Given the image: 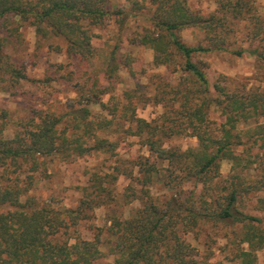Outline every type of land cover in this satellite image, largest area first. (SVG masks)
I'll return each mask as SVG.
<instances>
[{
  "label": "trees",
  "instance_id": "trees-1",
  "mask_svg": "<svg viewBox=\"0 0 264 264\" xmlns=\"http://www.w3.org/2000/svg\"><path fill=\"white\" fill-rule=\"evenodd\" d=\"M130 2L132 10L149 9L151 27L139 42L154 49L153 64L166 67L167 73L153 75L159 82L137 83L117 98L113 94L108 102L100 97L113 92L112 85L101 88L97 79L91 84L93 91L84 95L86 82L72 81L80 97L67 111L36 109L23 129L10 137L6 125L0 124V264L258 262V251L264 248V214H253L247 201L251 193L264 191V89L236 85L226 76L212 83L204 63L195 59L198 54L230 50L226 38L235 22L245 21L247 37L251 30L264 34V17L254 21L249 15L256 0H217L208 13L193 8L189 0ZM109 3L0 0V22L19 19L43 37H59L67 53L84 63L97 55L93 27L112 13ZM127 13L117 11L123 20ZM190 27L202 29L208 42L185 41L181 31ZM6 47L7 37L0 35L2 90L24 79L41 81L29 77ZM231 50L237 56L255 55L264 64V45ZM103 66L111 84L120 67L116 50ZM92 103H99L106 113H95ZM148 103L163 105V121L138 115V107ZM213 108L223 116L222 123L210 116ZM182 133L196 136L197 147L167 145L168 138ZM127 136H139L148 154L135 159L119 156ZM99 153L118 156L121 165L113 173L94 172L78 206L43 203L29 193L41 180L37 175L47 170L48 157L73 161ZM224 159L232 162L226 176L221 172ZM24 171L30 173L21 183ZM121 175L131 182L119 192L114 185ZM157 184L164 189L162 195L152 191ZM134 201L140 205L127 215L124 207ZM259 201L264 204V197ZM100 207L106 208L103 227L94 222ZM209 228L224 232L219 234L233 254L227 262L214 259ZM83 231L92 237L86 238ZM110 256L113 259L105 261Z\"/></svg>",
  "mask_w": 264,
  "mask_h": 264
},
{
  "label": "rangeland",
  "instance_id": "rangeland-1",
  "mask_svg": "<svg viewBox=\"0 0 264 264\" xmlns=\"http://www.w3.org/2000/svg\"><path fill=\"white\" fill-rule=\"evenodd\" d=\"M216 1L189 0L193 8L203 13L214 10L217 6ZM109 2L112 13L106 17L103 24L93 27L95 33L93 43L97 49V55L91 61L84 63H81L79 58L67 53V45L59 37L50 35L43 37L37 34L35 26L19 19L12 18L0 22V35L7 37L6 52L18 65L25 66V72L29 77L41 79V81L21 80L14 86H10L9 91L0 88V124L6 125L5 134L7 136H12L17 129H23V123L35 115L36 109L50 108L58 113L67 111L69 106L80 97L77 88L71 84L72 81L86 82L87 86L82 92L84 95L93 91L90 89L91 84L97 79L103 83L100 85L101 88L112 85L113 92L100 97L104 102H108L113 94L117 98L124 90L135 88L137 83L143 85L151 83L152 80L158 81L160 78L153 76L154 74L164 75L167 73L166 67H156L153 64L154 49L139 42L140 37L151 27L149 9L132 10L130 0H109ZM118 10L128 12L125 14L124 20L121 14H117ZM249 15L254 21L259 16L264 17V0H256ZM244 24L245 21L235 22L234 30L227 35L226 43L230 50L221 49L198 54L195 59L204 63L212 83L219 78L223 80V76H226L232 78L236 85L246 84L248 88L255 87L263 90L264 64L255 55L245 53L243 56H237L231 50L235 47H246L249 44L264 45V34L256 35L251 30V34L247 37ZM250 27L253 28V25ZM181 35L191 45L208 42L205 32L199 27L183 29ZM113 50H116L120 67L110 84L102 68L104 60ZM124 61L130 62V65L127 66ZM71 75L75 76L72 80ZM91 109L95 113H106L99 103H92ZM164 110L165 108L161 104L148 103L139 106L137 112L139 116L148 120L156 118L163 121ZM5 112H7V116L3 115ZM210 116L218 123H222L224 119L220 112L214 108ZM169 117H173L172 113ZM167 145L180 147L183 150L191 147L196 148L198 138L190 133H182L168 138ZM239 150L242 148H238ZM141 153L148 154V150L142 145L140 137L127 136L120 146L119 156L135 159ZM117 157L105 153L88 155L73 161L48 157L45 163L47 170L37 175L41 180L29 193L35 195L43 203L51 202L57 206L76 207L82 198L83 187L88 185L93 173H113L114 168L118 164L121 165L120 161H116ZM231 166V160L221 161L223 176L230 173ZM29 173V171H24L21 174V183ZM11 175L15 177L16 173ZM130 182L129 177L121 175L114 186L120 192ZM152 191L155 194L162 195L164 193L160 184L155 185ZM263 197L264 191L250 194L247 203L248 209L253 214H264V208H262L264 204L259 201ZM139 205V201H134L124 207L125 213L130 214ZM94 222L99 227L105 226V207L96 209ZM208 230H211L212 248L215 251L214 259L227 262L233 254L226 246V240L219 234L224 232L218 229L209 228ZM83 235L86 238L92 237L89 231H83ZM201 236L204 239L205 232ZM189 239H193V236L190 235ZM198 246L202 252L207 251L202 245ZM110 259L113 257L110 256L105 261ZM234 264H238V262L236 261ZM257 264H264V248L258 251Z\"/></svg>",
  "mask_w": 264,
  "mask_h": 264
}]
</instances>
